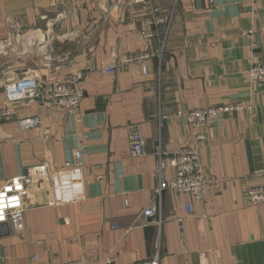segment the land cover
I'll return each mask as SVG.
<instances>
[{
  "label": "crops",
  "instance_id": "obj_1",
  "mask_svg": "<svg viewBox=\"0 0 264 264\" xmlns=\"http://www.w3.org/2000/svg\"><path fill=\"white\" fill-rule=\"evenodd\" d=\"M211 1L0 0V107L4 85L31 70L40 79L81 74L83 90L73 110L7 104L12 116L0 125V188L34 165L60 174L29 187L22 232L0 227V264L93 255L97 264H143L156 240L159 264H264V205L245 197L247 187L264 185V84L247 76L264 62V0ZM152 9L171 21L146 40L143 20ZM164 34L161 60H148L146 74L135 64L100 72L121 55L157 49ZM18 40L20 56L10 49ZM237 103L243 108L218 116L198 143L177 116ZM37 114L40 127L19 129V118ZM134 124L143 156L127 151ZM158 141L165 152L196 143L203 199L165 190L161 224L144 226ZM75 152L82 167L62 172Z\"/></svg>",
  "mask_w": 264,
  "mask_h": 264
},
{
  "label": "built area",
  "instance_id": "obj_2",
  "mask_svg": "<svg viewBox=\"0 0 264 264\" xmlns=\"http://www.w3.org/2000/svg\"><path fill=\"white\" fill-rule=\"evenodd\" d=\"M209 2H212L209 0ZM157 9L150 11V16L143 20L145 29L141 32L143 39H151L157 35L159 25L169 26L171 15L168 13L157 14ZM148 27L153 29H148ZM166 35L160 37L157 49L137 51L117 57L113 62L101 66V73L115 74V72L128 65L139 66L143 74L147 73V62L153 58L161 60L165 46ZM2 64L0 63V71ZM250 81L264 84V62L252 65L247 71ZM81 74L74 78H50L40 79L34 71H27L20 78L9 81L4 85L3 93L5 105L0 107V125L12 116L7 104L36 102L39 107H55L64 110L78 108L83 98V90L79 82ZM243 108L237 103L226 106L201 107L194 110L179 112L177 116L182 118L195 132L196 143L205 140V132L210 124L221 114H233ZM19 129H31L42 125L40 114L32 117L19 118ZM195 143V144H196ZM195 144H185L176 147L170 152L162 150L160 142L155 147L156 163L154 176L156 185L152 191V199L141 212V223L144 226L154 224L159 226V208L163 191L169 190L174 193L189 194L195 201L203 199L205 175L199 159ZM127 151L132 157L145 154V143L139 127L134 124L129 126L127 132ZM82 167V155L75 152L72 160L64 162L62 172L78 171ZM170 169L172 175L166 177V170ZM60 172L50 171L47 165L39 164L26 169V171L6 180L0 188V227L6 228L7 232L20 233L24 229V198L28 195L29 187L35 181L44 179H56ZM245 197L252 206L264 205V185L257 184L246 188ZM187 210L189 206L187 204ZM190 212V211H189ZM159 242L156 240L154 255L143 264H159ZM61 264H97L95 255L90 260L78 259L67 260ZM104 264H112L111 260Z\"/></svg>",
  "mask_w": 264,
  "mask_h": 264
},
{
  "label": "rangeland",
  "instance_id": "obj_3",
  "mask_svg": "<svg viewBox=\"0 0 264 264\" xmlns=\"http://www.w3.org/2000/svg\"><path fill=\"white\" fill-rule=\"evenodd\" d=\"M23 46H22V44H21V42L18 40L15 44H13V45H10V49L12 50V52L16 55H18V56H20L19 54H21V48H22ZM2 64V63H1ZM3 65V64H2ZM32 71H34V70H32Z\"/></svg>",
  "mask_w": 264,
  "mask_h": 264
}]
</instances>
